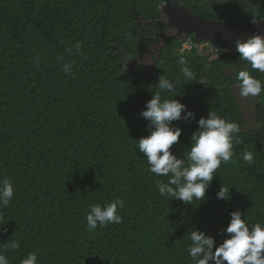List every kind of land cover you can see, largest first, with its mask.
<instances>
[{
    "label": "trees",
    "instance_id": "1",
    "mask_svg": "<svg viewBox=\"0 0 264 264\" xmlns=\"http://www.w3.org/2000/svg\"><path fill=\"white\" fill-rule=\"evenodd\" d=\"M185 1L203 17L252 21L238 0L219 10L212 0ZM251 1L256 18L264 19V0ZM161 4L0 0V180L10 178L15 192L0 207V251L10 264H21L29 253L37 255V264H194L188 254L194 229L218 246L229 235L224 229L232 211L239 209L250 226L264 224V92L252 113L257 127L249 129L236 79L247 70L264 82V73L241 60L236 47L214 62L186 61L195 78L187 83L176 42L158 63L159 77L178 83L162 98H175L195 113L172 122L182 129L174 154L187 153L199 118L209 112L240 126L234 156L217 169L208 199L185 204L160 195L156 181L168 177L151 173L138 150L139 138L151 131L140 113L159 89L149 73L119 68L122 58L112 55L110 43L126 39L142 56L139 21L159 20ZM246 151L253 153L251 164L243 159ZM221 185L230 188L229 200L216 198ZM116 199L124 201L122 222L90 231V207ZM13 241L18 248L9 246Z\"/></svg>",
    "mask_w": 264,
    "mask_h": 264
},
{
    "label": "clouds",
    "instance_id": "2",
    "mask_svg": "<svg viewBox=\"0 0 264 264\" xmlns=\"http://www.w3.org/2000/svg\"><path fill=\"white\" fill-rule=\"evenodd\" d=\"M214 2L226 3L228 0H212V4ZM248 4H252L251 0H248ZM244 10L253 13L251 21L253 24L260 22L254 14V9ZM170 42H176L173 51L180 58L179 63L185 83L195 80L194 73L187 66L186 61L194 60L204 49L209 51L215 49L210 40L195 42L194 35H188L187 38L181 35L169 39L165 44L168 46ZM75 47L79 51L80 45L77 44ZM236 51L239 53V58L247 62L253 70L264 73V34L257 32L247 39H238ZM126 67L124 63L119 64L121 69ZM63 69L65 72H70L71 64H64ZM142 69L144 70V66ZM236 79L242 97H258L264 92V82L253 77L247 70L239 71ZM177 85L175 79H169L164 75L159 77L156 84L159 91L146 102L145 109L140 113L149 122L151 131L148 135L139 138L138 150L147 158L151 173L168 177L167 182L156 181L160 195H167L170 200L175 198L185 204H193L194 200L202 202L208 199L205 193L216 176L217 169L222 163L227 164L231 161L234 156L233 144L239 143L236 134L239 133L240 126L214 112H209L206 117L199 118L198 128L191 135V145L187 153L178 157L171 149L174 144L179 143L182 129L172 122L194 119L195 113L186 110V104L175 98H162L161 93H170L174 88H178ZM182 112H184L183 116ZM243 159L251 164L254 159L253 153L246 151ZM14 194L13 181L10 178L0 180V207L7 206ZM216 198L229 200L230 188L221 185ZM123 207L122 199L113 200L103 206L92 205L86 216L87 228L92 231L97 226L121 223L122 216L119 214V209ZM224 232L229 235L218 246L215 238L204 231L194 229L190 233L191 243L188 254L194 264H264V224L256 223L250 226L244 214L237 209L230 213V222ZM9 246L15 249L19 247V243L13 241ZM37 261V255L29 253L21 264H37ZM0 264H10L8 257L2 251H0Z\"/></svg>",
    "mask_w": 264,
    "mask_h": 264
},
{
    "label": "water",
    "instance_id": "3",
    "mask_svg": "<svg viewBox=\"0 0 264 264\" xmlns=\"http://www.w3.org/2000/svg\"><path fill=\"white\" fill-rule=\"evenodd\" d=\"M162 1L167 4L161 6L160 21H153V17H151L149 21H145V19L141 17L139 21L138 32L140 42L143 45L146 43V36H149V34L152 36L153 34L151 32H153V30H155L154 32H160V29L164 31V34L161 36L164 44L169 39L181 35L186 38L188 35H194L195 42L197 40H210L213 46L220 44L236 46V41L238 39H247L257 32L264 34V22H259L258 24H241L204 18L190 9L185 0ZM164 44L161 42L157 43V40L154 39L149 51L146 49L142 55V62H139L137 58V63L143 64L144 66L143 72L131 68L125 71V73H149L154 75L152 78L154 81L157 80V71L154 69V63L159 61L161 47ZM110 46L116 47V44L114 43ZM117 53L121 55V51H118L116 47L112 55H117ZM121 58L123 61L122 55ZM123 63L130 67L128 61H123Z\"/></svg>",
    "mask_w": 264,
    "mask_h": 264
},
{
    "label": "bare ground",
    "instance_id": "4",
    "mask_svg": "<svg viewBox=\"0 0 264 264\" xmlns=\"http://www.w3.org/2000/svg\"><path fill=\"white\" fill-rule=\"evenodd\" d=\"M166 4H167L166 2H163L162 1V4L159 6L160 14H161V6H164ZM243 7L250 9L249 6H243ZM255 13H257L256 12V9H255ZM160 20H161V18L159 20H157V21H160ZM258 20H260V22H264V19H258ZM226 22H230V21H226ZM233 23L248 24V23H252V22L251 21H240V22H233ZM139 39H140V37H139ZM115 44H116L117 50L118 51H121V55L123 57V61H128L129 62V66L130 67H128V66L127 67L129 69L132 68L134 70H137V71H141L142 72L143 71V69H142L143 64H138L137 63V58H138L139 62H142V56H138V55H136L135 53L132 52V50L130 48L131 45L130 46L128 45L127 40L124 39V40H121L120 41V40H118V38H116ZM123 45H125L126 47H124ZM166 47H168L166 44H164L161 47V54H160L159 61L157 63H154V69H155V71H157V69H158V63L161 62V56H162V53H163V51H164V49ZM231 47H236V46H232V45H221V44L220 45H216V46H214V48H215L214 51H209L207 49H204L196 57L208 58V60L210 62H214V61L218 60V58L222 57L226 53V50L228 52V49L231 48ZM117 55L121 56L118 53H117ZM150 75L154 77L153 74H150ZM158 80H159V73L157 71V80L154 81L155 84L158 83ZM251 115H252V118H253V114L252 113H251Z\"/></svg>",
    "mask_w": 264,
    "mask_h": 264
},
{
    "label": "rangeland",
    "instance_id": "5",
    "mask_svg": "<svg viewBox=\"0 0 264 264\" xmlns=\"http://www.w3.org/2000/svg\"><path fill=\"white\" fill-rule=\"evenodd\" d=\"M238 2L241 4V6H251V7H253L254 10L256 9V6H255L253 1H251V3H252L251 5L248 4V0H238ZM225 4L227 5V3H225ZM221 5H222V3H215V6L217 7V10H219V7H222ZM223 9H224L223 11H225L226 7H224ZM254 14L256 16H258L257 13H254ZM239 99L243 103L244 107L242 109H243L244 114H246L247 120H248V122L250 124L249 125V129L256 128L257 124L253 122V120H255V119L252 118L251 113H255L256 104L258 103V97H251V96L250 97H242V96H240Z\"/></svg>",
    "mask_w": 264,
    "mask_h": 264
},
{
    "label": "flooded vegetation",
    "instance_id": "6",
    "mask_svg": "<svg viewBox=\"0 0 264 264\" xmlns=\"http://www.w3.org/2000/svg\"><path fill=\"white\" fill-rule=\"evenodd\" d=\"M155 30H153V32H151L153 35L152 36H146V43H144L145 45V50L147 49V51H149L150 46L153 44V40H157V43L161 42L162 44H164V42L162 41V35L164 34V31L162 29H160V32H154ZM155 34V36H154Z\"/></svg>",
    "mask_w": 264,
    "mask_h": 264
}]
</instances>
